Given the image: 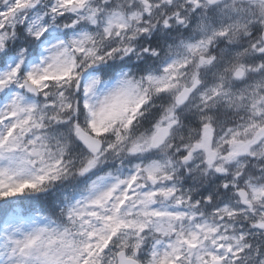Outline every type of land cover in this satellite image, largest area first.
Listing matches in <instances>:
<instances>
[{"label": "clouds", "instance_id": "9594fccd", "mask_svg": "<svg viewBox=\"0 0 264 264\" xmlns=\"http://www.w3.org/2000/svg\"><path fill=\"white\" fill-rule=\"evenodd\" d=\"M36 2V22H18V30L5 35L0 56L8 54L9 63L23 60L32 68L49 52L67 49L83 81L99 77L104 87L124 78L147 101L124 140L112 151L102 150L87 176L79 170L92 153L67 139L66 172L46 187L44 199L58 208L65 196L78 194L98 175L154 164L161 186L171 182L194 200L215 196L230 208L250 201L247 212L254 208V214L224 222L230 235L264 221V198L252 191L264 188V139L249 143L251 133H241L230 142V130L252 121L264 125V0H150V7L147 0H87L83 9H66L71 15L63 18L45 15L55 0ZM45 31L47 38L39 39L36 34ZM83 34L91 39L81 40ZM74 48L85 51L75 53ZM89 50L105 60L93 63ZM86 120L87 113L80 117L81 123ZM101 142L103 149L115 144V134ZM51 147L57 150L54 141ZM241 191L246 197L239 196ZM155 203L172 206L175 199L160 197ZM190 211L216 222L204 207ZM256 239L264 244V235ZM242 264H264V253L254 249Z\"/></svg>", "mask_w": 264, "mask_h": 264}, {"label": "snow or ice", "instance_id": "6c2138e0", "mask_svg": "<svg viewBox=\"0 0 264 264\" xmlns=\"http://www.w3.org/2000/svg\"><path fill=\"white\" fill-rule=\"evenodd\" d=\"M86 2L55 0L46 6L45 15L70 16L66 9H83ZM39 7L36 0H0V45L6 34L18 30V22L35 23ZM36 35L47 38L46 31ZM90 39L87 34L81 37ZM7 55L0 56V264H242L254 249L257 255L264 253V244L256 239L264 235V221L246 224L238 236L230 235L224 223L232 216L254 214V208L247 212L250 201L230 208L215 196L194 200L171 182L161 186L154 164L98 175L53 207L42 194L66 172L65 141L74 138L92 153L79 170L87 176L102 150L112 151L124 140L123 133L143 112L146 97L136 95L138 86L124 78L104 87L99 77L83 81L67 49L49 52L32 68L23 60L9 63ZM88 55L93 63L105 60L91 50ZM85 113L87 120L81 123ZM230 131V142L241 133H251L249 143L264 139V125L256 121ZM159 132L157 126L153 141ZM111 134L115 144L103 149L102 138ZM252 191L264 198V188ZM160 197H173L175 204L157 205ZM201 207L215 215V223L190 211Z\"/></svg>", "mask_w": 264, "mask_h": 264}]
</instances>
